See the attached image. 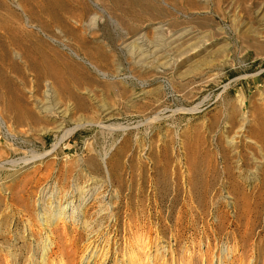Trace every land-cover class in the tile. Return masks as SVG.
Segmentation results:
<instances>
[{"label": "rangeland", "instance_id": "rangeland-1", "mask_svg": "<svg viewBox=\"0 0 264 264\" xmlns=\"http://www.w3.org/2000/svg\"><path fill=\"white\" fill-rule=\"evenodd\" d=\"M172 36L179 40L169 43ZM138 51L141 62L134 60ZM47 67L72 92L60 96L68 113H47L38 101L51 81ZM83 99L85 106L77 107ZM258 111L264 114V0H0V114L14 135L0 129V164L56 145L43 164L0 169V202H8L4 190L12 194V208L1 210L5 230L18 223L22 200L33 196L39 178L69 186L89 158L103 176L105 154L121 179L113 181L120 188L119 226L126 201L136 202L153 233L154 223L164 229L178 213L183 236L195 228L199 234L203 221L216 222L215 214L231 220V190L264 191L256 146L227 144L239 125H256ZM74 120L95 125L59 143ZM189 182L210 213L195 209L198 227L189 222L182 193ZM21 226L14 224L19 235Z\"/></svg>", "mask_w": 264, "mask_h": 264}, {"label": "bare ground", "instance_id": "bare-ground-1", "mask_svg": "<svg viewBox=\"0 0 264 264\" xmlns=\"http://www.w3.org/2000/svg\"><path fill=\"white\" fill-rule=\"evenodd\" d=\"M176 40L179 38L168 37L169 43ZM138 52V59L134 60L141 62L140 55L144 52ZM186 55L184 53L176 57L182 59ZM175 62L177 64V60ZM219 63L223 64L221 61ZM47 75L51 81L47 80L44 96L38 100L42 103V109L47 113L52 108L68 113L71 108L61 104L60 96H72L70 88L64 82L59 83V73L55 68L47 67ZM47 93L49 95H45ZM244 100L245 95L241 96L239 104L244 105ZM85 103L84 99L76 100L77 107H83ZM237 109L240 110L239 107ZM237 109L235 105L230 115L232 128L237 124ZM106 111L103 109L105 115L108 114ZM74 121V126L63 132L59 143L67 140L78 129L95 125L85 120ZM255 122L256 125L248 129L239 125L227 144L233 149H238L242 143L253 144L260 153L256 163L262 165L264 114L261 111H258ZM255 127L258 129H252ZM0 129L5 131L7 137L14 136L1 114ZM58 130L63 128L59 126ZM55 148L56 145L45 153H33L30 158L21 159L20 163L7 160L0 164V169L7 164L33 168L35 164H43ZM106 158L107 154L101 158L105 169L103 176L98 174L96 161L89 158L84 169L80 166L78 175L71 178L69 186L64 187L59 182L49 185L41 182L44 175L39 178L33 196L22 200L21 209L16 213L18 223L10 221L11 224L8 223L5 230V224L0 221V235L7 238L6 242L0 241V264H264V191L259 192L255 188L245 192L234 188L227 195L231 220L224 222L223 216L215 214L216 222L203 221L201 228H198L199 234L196 228L195 232H189L186 236L179 233L178 226L182 224L183 213H178L174 224L164 225V229L154 223L153 233L150 219L147 218L149 225H146L139 217L141 209H138L135 201H126V220L119 226L117 209L120 188L113 186V181L121 179L111 173ZM256 176L263 179L264 171H257ZM108 184L113 188L111 191L107 189ZM189 185L182 193H186L189 199V222L198 227L195 209L205 211V216H210V213L201 202L203 194L196 191L193 183L189 182ZM3 196L8 202H0V220L4 217L1 210L12 208L11 191L4 190ZM198 201L193 207L194 202ZM14 224L22 225L24 235H19ZM167 224H170L169 221ZM227 229H230L229 232ZM167 230L169 236L164 232ZM220 233L225 234V237Z\"/></svg>", "mask_w": 264, "mask_h": 264}]
</instances>
